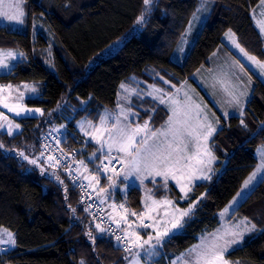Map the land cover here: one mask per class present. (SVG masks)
Returning <instances> with one entry per match:
<instances>
[{
  "label": "trees",
  "instance_id": "16d2710c",
  "mask_svg": "<svg viewBox=\"0 0 264 264\" xmlns=\"http://www.w3.org/2000/svg\"><path fill=\"white\" fill-rule=\"evenodd\" d=\"M199 1L152 0L146 6L144 0H26L25 31L0 25V49L23 54L10 73L0 75V84H37L40 96L25 103L44 111L37 118L15 119L20 130L12 136L0 130V144L4 145L0 148V228L10 230L16 241L12 250L0 255V264L128 263L124 257L130 254L112 235L99 233L94 219L87 217L69 178L41 157L40 138L48 130L66 125V143L80 149L88 160L98 148L77 133L81 119L97 121L104 109H116L120 85L133 77L163 87V80L175 88L185 83L198 87L194 74L210 65L229 30L248 54L264 61V37L253 17L261 0H213L210 19L185 62H173ZM142 14L145 20L137 24ZM36 25L40 26L34 37ZM249 69L245 67L254 87L244 114L225 118L215 110L220 126L211 142L217 158L211 179L196 185L185 202L173 184L169 192H158L184 208L198 202L185 229L164 244L166 254H179L200 234L215 230L218 214L258 165L257 151L264 145V81ZM143 104L155 108L154 125H164L167 109L149 99ZM149 117L146 111L141 119ZM21 151L29 159L40 157L38 164L25 160ZM95 163L99 160L90 162ZM143 199V191L132 187L125 203L139 212ZM236 215L264 229V180ZM89 229L95 243L87 235ZM227 257L235 264H264V234L254 233Z\"/></svg>",
  "mask_w": 264,
  "mask_h": 264
},
{
  "label": "snow or ice",
  "instance_id": "6c2138e0",
  "mask_svg": "<svg viewBox=\"0 0 264 264\" xmlns=\"http://www.w3.org/2000/svg\"><path fill=\"white\" fill-rule=\"evenodd\" d=\"M22 2L23 0H16L15 3L7 5L10 10H5L3 0H0V23H3L4 19H6L9 22L23 25L25 12L22 8ZM151 3L152 0H144L146 6ZM206 4L207 0H202L203 10H206ZM261 5L264 6V0H261ZM201 10L197 9V11ZM144 20L145 17L142 14L138 17L136 23L142 24ZM259 23L260 31L264 33V21ZM190 30L191 21L189 23ZM226 36L240 53L259 70V74L264 76V63L258 61L255 56L248 55L244 48L240 47L236 42L231 30L226 33ZM181 51H183L182 48ZM20 55L22 56L23 54L21 53ZM6 56L15 58V54L12 52L6 53ZM235 63L239 65L241 72L245 71L246 66L244 63L240 60H236ZM0 69L11 71L12 66L7 64L5 59H0ZM161 80H163V77H161ZM249 80H251L250 77ZM164 82L168 83V81ZM221 83L224 84V82ZM6 87L11 89L12 85H7ZM23 87L28 88V85ZM151 87H153V91L156 94L153 95V92H148L147 95L153 96V99L158 100L160 104L167 103L172 112V115L168 117V120L161 128L152 129L150 127L151 117H149V120H145L143 125L136 124L135 127H133L132 123L122 122L120 116L115 117V123L109 127L110 117L106 114L100 116L99 125L85 121L80 123L81 131H84L85 136H90L91 141L99 145L97 151L93 152L89 159L99 160V164L94 172H89L86 161L82 159L75 161V168L72 167L71 163L63 165L69 179L74 184L78 180L87 181V184L82 182L79 184L81 189L80 202L84 203L83 198L85 196L91 198L92 193H95L97 203L95 205L87 204L83 211L93 216V219H99L100 222L95 225L99 233H110L115 236L117 243L121 244L123 250L130 254L129 264H140L142 254L147 257L158 256L160 253L157 250L161 249L168 240L174 238L182 230L184 218L189 217L193 207H195L194 203H190L188 209L182 210L166 194L159 199L155 198L153 189H148L144 185L145 180L151 178L152 184L156 186V178L160 177L162 179V185L160 186L164 188L165 193L170 191L168 183L169 180H172L178 186L180 193L183 194L180 199H188V193L192 190L194 181L211 179L208 173L212 171L210 164L215 159L208 148L207 142L217 131V128L209 120L207 114L201 116L203 110L200 106H196V124L190 122L187 112L184 114L186 118L181 120L178 118L180 115L178 109L171 106L172 100L167 97L164 89ZM173 87L175 86L173 85ZM121 88L128 91L123 83ZM224 88L231 97L230 103L240 105V98L228 90L227 84H224ZM3 91L4 88L0 87V93ZM29 91L35 93L37 89L31 87ZM132 91L135 92V90ZM135 94L137 96L140 95L138 92ZM185 95L187 97V94ZM240 95L243 96L245 93ZM0 106L7 109L8 112L14 113L16 117L36 118L37 114L39 116L44 115V111L41 108H26L21 105L10 104L7 102V97L2 95H0ZM152 111H155V109ZM120 115L123 116L124 121L128 120V113L123 108ZM132 115L136 116L138 114L132 113ZM224 115L227 117L228 113L225 112ZM241 115H243L242 108ZM0 121H7V124L0 122V130H6L9 136L14 135V129L18 130L20 128V124H13L4 112H0ZM216 123H219V118H216ZM85 124L87 128H85ZM241 125L247 127L243 120H241ZM88 129H91V131H88ZM52 131H58V129H53ZM160 137L164 138L163 141L159 140ZM201 141H203L204 146L203 156L200 153ZM193 146H195L196 151H192ZM3 147L4 145L0 144V148ZM45 147H48V145H45ZM105 148L107 149L106 153ZM113 151L117 155H113ZM97 152L100 153V156L97 155ZM19 155L34 165L38 164L40 160V157L29 159L22 151ZM43 156L44 152L41 151V157ZM204 156L209 159L206 161ZM66 158L65 154L61 152V157L48 156L46 162L49 163L50 167H61V159ZM72 159L74 160L75 158L73 157ZM114 161L121 165L119 170L116 169ZM81 169H83V172H81ZM41 171H44L43 167ZM262 171H264V151H261V163L244 182V189H248L249 185L256 180L257 174ZM84 173L88 174L85 175ZM101 175H104L108 181L106 187L100 186ZM121 177L126 182L130 181V177H135L139 184L145 187V198L142 200L143 207L139 212L130 211L126 203L117 204L112 199L113 190L118 187L117 181ZM57 180L63 183V180L58 175ZM133 183L134 181L126 183L121 191L126 193ZM87 189L92 191L89 192ZM65 192H67V187H65ZM244 194L245 192L242 189L241 192L237 193V197L234 198L232 203H237L238 199L242 198ZM65 199H67V196H65ZM109 200L112 202L108 203ZM105 204H107V212L102 207ZM93 207L96 208L95 212L92 211ZM71 210L73 213L76 212L75 208ZM228 211L229 209L226 208L224 213ZM113 213H116V215H113ZM224 213H221V215H224ZM129 217H134L135 219L130 220ZM105 221L109 224L107 229L102 227ZM112 224H115V228L111 227ZM141 229L146 231L148 237L146 240L141 236ZM149 229L151 231H147ZM117 231L120 232V235H116ZM254 232L264 234V229H257L256 225L245 217L237 224L211 234V238L208 236L202 237L199 244L194 245L187 251V259L181 257L177 261H173L172 264H181V260H183V264H230V261L226 259V255L230 250H234V246L239 247L244 244L246 234ZM4 235L7 237L6 240L3 238ZM87 235L95 243L96 237L93 236L91 229H89ZM0 243L15 245L16 241L11 232L3 229L0 232ZM124 259L128 260L129 257L125 256ZM80 264H84V261H80ZM145 264H148V262L145 261Z\"/></svg>",
  "mask_w": 264,
  "mask_h": 264
},
{
  "label": "rangeland",
  "instance_id": "374dc122",
  "mask_svg": "<svg viewBox=\"0 0 264 264\" xmlns=\"http://www.w3.org/2000/svg\"><path fill=\"white\" fill-rule=\"evenodd\" d=\"M15 2H16V0H3L5 10H10V9H8L7 5L13 4ZM214 5H215V2L213 0H207L206 10H203L202 0L199 1L197 9H202V10L201 11L196 10V12L194 13V15L191 19V30L189 31V27H188L183 38L181 39V41L177 45L175 52L172 56L173 62L180 64V65H182L185 62V60L188 56V53L190 52V50L193 48V46L196 43L198 35L200 34L201 30L206 25V23L209 21L210 16L213 12ZM22 8L25 12L24 20H26L25 19L26 15H27L26 0H23ZM257 8H259V10L256 13L255 11L257 10ZM257 8L254 10L253 15H254L255 21H257V23L260 25V23H259L260 15L259 14L264 12V6H262L260 3V5ZM194 16L196 17L195 19H194ZM0 25L6 26L9 29H17L20 32L24 31V28L21 27L22 25H18L14 22H9L6 19H4L3 23H0ZM39 26L40 25H36V27H35L34 37H35L36 33H38L37 28ZM40 28L44 29L43 25ZM231 32L234 34V38H235L236 42L239 44L237 36L235 35V33L233 31H231ZM240 47H242V46L240 45ZM181 48L183 49V51H181ZM6 52H8V51L0 49V59H5L6 63L9 64L10 66H12V70H13L16 63H10V61L7 60L6 56H3V54H6ZM248 55H250V54H248ZM250 56H252V55H250ZM236 60H240L242 63H244L246 66H248L251 70H253L261 80L264 81V76L259 74V70L254 65H252V63L250 61H248L247 58L245 56H243L242 53H240V51L235 47V45L232 43V41L230 39H228V37L225 35L223 47L219 51H217L215 54H213L210 58V62L212 64L211 69H206V67H202L199 71L196 72V74H194L193 79L196 82L198 87H195L191 83H185L181 87L175 88L169 82L168 83L164 82L166 86L163 87V86H159L156 84H150V83H148L142 79L133 77L130 81L123 83L126 86V88L128 89V91H126L125 89H122L121 85H120V89H119V93H118V105H117L116 109H114V110L104 109L102 111L101 115L106 114L110 117L109 125H108L109 127L113 123H115V117H117V116H120V120L122 122L132 123L133 127H135L136 124L143 125L145 120H149V118H147L145 120L141 119L142 115L144 113H146V110H147L150 112V117H151V120L149 122L150 127L152 129H159L153 123V115L155 114L156 110L155 111H152V110L155 108L144 106V104H143L144 101L146 99H149V100H152L153 102H155L157 106H163L165 109H167L169 116L172 115V112L170 111V108H169L167 103L166 104H160L158 100L153 99V96L147 95L148 92H153V95L156 94L153 91V87H151V86H154L155 88L164 89V92L167 94V97L171 98V100H172L171 106L176 107L180 113V115L178 117L179 119H181V120L185 119L186 117L184 114H185V112H187L188 117H190V122L192 124H196V120H197L196 106L199 105L200 108L203 110L201 113V116H203L204 114H207L209 120L212 121L214 126L218 129V127L220 126V122L218 124L216 123V118H218L217 112L220 113L224 117H225L224 113L227 112L228 116L225 118H228V117L234 116V115L235 116H241V108L244 107L243 105L247 104L248 99H250L252 97V96L246 95V88H247V86L249 87V82H250L248 79V85L245 86L244 74H246V70L244 72H241L239 65H237L235 63ZM258 61H260V60H258ZM260 62L264 63V61H260ZM219 67H221V68L224 67V70H222V71L217 70ZM11 71H9L8 69H0V75L8 74ZM163 81H167V80H163ZM221 82H224V84H227L228 90L233 92L237 97L240 98V101H241L240 105H236L235 103H230L231 97L225 91L224 84H222ZM0 87L4 88V91L2 93H0V95L7 97V100L12 99V98H16V97L34 98V97H38L36 95L38 92L40 93V90H39L40 88L38 87L37 84L35 85V83L28 84V88L15 87L14 88L15 91H13V89L7 88L4 84L0 85ZM31 87H35L37 89V91L35 93L29 91V88H31ZM169 88H171L172 90H170ZM132 90H135V92H133ZM136 92L140 93V95L137 96L135 94ZM241 93H245V95L241 96L240 95ZM185 94H187V97ZM39 96H40V94H39ZM167 97H166V99H167ZM189 97H190V99H189ZM122 108L128 113V120L127 121H124L123 116L120 115ZM213 108H215V109H213ZM132 113H137L138 115L133 116ZM71 119H72V117L69 118V120H71ZM9 120H11V119H9ZM85 121H90L94 125H99V119L97 121H95L93 118L85 117V118L81 119L76 125V131L79 134V136H81L83 141L85 143H92L95 146H97V148H98L99 145H97L94 141H91L90 136H85L84 131H81L80 123H83ZM4 122H7V121H4ZM12 122L14 124L15 121H12ZM63 126L66 127V125H63ZM85 128H87L86 124H85ZM4 131H6V130H4ZM17 131H18L17 129H14V133ZM88 131H91V129H88ZM215 133L213 134L212 137L209 138V140L207 142L208 148L210 149L212 155L215 157V159L212 160V162L210 164V167L212 169V171L210 173H208L210 176L213 174V171H214L213 166L217 161V158L214 155V152H213L212 147H211V142H212V139H213ZM163 139H164L163 137L159 138L160 141H163ZM106 151H107V149L105 148V153H106ZM192 151H196L195 146L192 147ZM261 151H264V145H262L257 151L258 165L261 163ZM200 153L203 156V153H204L203 141H201ZM113 155H117V153L115 151H113ZM204 159L207 161L209 158L207 156H204ZM85 160L88 162L89 172H94L96 169V166L99 163H95L92 165V164H90V162L94 161L96 159L90 160L88 158V160L87 159H85ZM225 165H226V163H224V167H225ZM109 174H111V173H109ZM248 177H247V179H248ZM263 180H264V171L257 174L256 180H254L252 182V184L249 185L248 189H244V184H243L241 190L242 189L244 190V192H245L244 196L242 198H239L237 203L233 204L232 202H233L234 198L237 197V195H236L230 201V203L218 214V218H219L218 227L213 231L204 232V233L200 234L198 236L197 241L191 247H189L188 249H186L185 251H183L179 254H173V255L164 253L163 247H162L161 249L157 250L160 253L158 256L147 257V256L142 254V256L140 257V264H145V261H147L148 264H172V262L177 261L178 258L183 257L184 259H187V256H186L187 251L190 248H192L194 245L199 244L201 242L202 237L208 236L209 238H211V234L217 233L218 230L223 231V229H226L231 225H235L240 220L243 219L242 217L236 215L237 209L243 204V202L249 197V195L262 183ZM133 181H134V183L132 184V187H139L143 191L144 198H145V187L141 186L139 184V181L136 180L135 177H130V181H127V182L123 181V178L121 177L117 181L118 187L113 190V196H112V199L115 200V202L117 204L125 203V197L127 196L128 192L130 191V189L132 187H130L126 193L122 192L121 189L124 188V185L126 183L133 182ZM204 181H206V180L194 181V183L192 185V190L188 193V199H182L183 202L188 201L191 193L193 192V188L196 185H198ZM104 183H105V185H104ZM107 184H108V181H107L106 177L104 175H101L100 186L106 187ZM170 184H173L179 190L178 186H176L174 181L169 180L168 187L170 186ZM144 185L148 189H153V191L155 193V198H157V199H159L165 195V194L162 196L158 195V192H164L165 191L164 188L162 186H160V185H162V179L160 177L156 178V186H154L152 184L151 178L146 179L144 182ZM241 190L239 192H241ZM111 202H112L111 200L108 201V203H111ZM194 204H195V207H193L191 215L189 217L184 218V225H183L182 230L179 233H181L185 229L186 224L192 218L193 213L197 208L198 202H195ZM176 205L178 208H180L182 210H186L189 208V205L185 208L181 207L177 203H176ZM226 208H228L229 211L224 213V210ZM105 211L106 212L108 211L107 204H105ZM221 213H224V215H221ZM113 215H116V213H113ZM129 219L134 220L135 218L129 217ZM102 227H105V226H102ZM105 228L107 229V227H105ZM3 229H6V228H0V232H2ZM8 231L11 232L10 230H8ZM140 231H141L142 238L146 240L148 238L146 231L143 229H141ZM147 231H151V230L149 229ZM254 233H256V232H254ZM254 233L246 234L244 237V241H246ZM107 234H110V233H107ZM13 236H14V234H13ZM3 238L6 240L7 239L6 235H4ZM14 239H15V237H14ZM12 246L13 245H10L7 243H0V255L2 253H4L6 251V249H11ZM239 247H241V246H239ZM237 248L238 247L234 246V250ZM232 251L233 250H230L229 253ZM227 255H226V259H228ZM130 259H131V256L129 255V259H128L127 264H129ZM181 264H183V260H181ZM230 264H235V263L230 261Z\"/></svg>",
  "mask_w": 264,
  "mask_h": 264
},
{
  "label": "built area",
  "instance_id": "2783aa9c",
  "mask_svg": "<svg viewBox=\"0 0 264 264\" xmlns=\"http://www.w3.org/2000/svg\"><path fill=\"white\" fill-rule=\"evenodd\" d=\"M53 129H58V131H52ZM66 137H67V130H66L65 126H63V127L57 126L55 128L48 130L40 138V151L44 152V156H43L44 160H46V158L48 156L61 157V152H63L67 158L61 159V165L62 166L58 167V168L60 169V171H62L69 178V176H68L67 172L65 171L63 165H65L67 163H71L72 167L75 168L76 167L75 161H78L81 159L85 160V158L82 157L80 149H78L77 147L71 146L69 143H66V141H65ZM58 141H59V143H57ZM45 145H48V147H45ZM73 157L75 158L74 160L72 159ZM86 163L88 166L87 161H86ZM113 163L115 164L117 170H119L121 168L120 164L116 163L115 161ZM81 172H83V169H81ZM84 174L87 175L88 173H84ZM81 182L87 184V181H84V180H78V181H76L75 184L71 181L73 186L78 190V192L80 194V200H81V189L79 187V184ZM87 191L91 192L92 190L87 189ZM83 199H84V203H82V205L84 207L87 204L95 205L97 203V201L95 199V193H92L91 198L88 196H85ZM102 207L105 208V205H103ZM92 211L95 212L96 208L93 207ZM86 215H87V217H91L93 219V216H91L89 213L86 212ZM94 221H95V223L100 222L99 219H94ZM84 225H85V222H84ZM102 226H105L108 228L109 224L107 221H105L102 224ZM111 227L115 228V224H112ZM116 235H120V232L117 231ZM113 237L115 238V236H113ZM118 245L123 248V246L121 244H118Z\"/></svg>",
  "mask_w": 264,
  "mask_h": 264
},
{
  "label": "crops",
  "instance_id": "0c3cea01",
  "mask_svg": "<svg viewBox=\"0 0 264 264\" xmlns=\"http://www.w3.org/2000/svg\"><path fill=\"white\" fill-rule=\"evenodd\" d=\"M258 10H259V8H257V10L255 11L256 13L258 12ZM256 15V14H255ZM260 15V21L259 22H261V21H264V12L263 13H260L259 14ZM253 17H254V15H253ZM254 21H255V19H254ZM255 24H256V26H257V28L260 30V25L257 23V21H255ZM21 27H23L24 28V31L26 30V24H25V20H24V24L21 26ZM11 30H13V31H19V30H17V29H11ZM261 32V31H260ZM262 33V32H261ZM262 35H263V37H264V33H262ZM3 50H6V51H8V52H12V53H14L15 54V58L13 59V58H11V57H7L6 56V54H3V56H6V58H7V60H9L10 61V63H16L17 64V62L18 61H20L21 59H22V57H23V55L21 56L20 54V52H18V51H16V50H12V49H10V50H7V49H3ZM8 52H6V53H8ZM211 62H210V65L209 66H207L206 67V69H211ZM246 66V65H245ZM248 67V66H247ZM249 68V67H248ZM217 70H219V71H222V70H224V67H219ZM253 71V70H252ZM254 72V71H253ZM249 74H248V71H246V74H244V80H245V86L246 85H248V79H249V77L251 78V80H249L250 82H249V87L247 86V88H246V95L247 96H251L252 95V92H253V87H254V82H253V78H252V76H248ZM207 76V75H206ZM28 84H32V83H22V84H20V85H13V84H7V85H12V88L11 89H13V91H15L14 90V88L15 87H23L24 85H28ZM0 85H3V84H0ZM5 86H7L6 84H4ZM36 85V84H35ZM39 92L36 94L38 97H39ZM35 98V97H34ZM28 99V97H22V98H19V97H16V98H12V99H9V100H7V102L8 103H10V104H14V105H21V106H23V107H26V108H39V107H32V106H28L26 103H25V101ZM249 100V99H248ZM248 102V101H247ZM244 107H242V109H243V114H244V111H245V108H246V104L245 105H243ZM0 112H4V114L9 118V119H11L12 121H15V119H21V118H24V117H16L15 116V114L14 113H11V112H8V110L7 109H5V108H3L2 106H0ZM242 116V115H241ZM37 117H40L39 116V114H37V116H36V118ZM0 122H3V123H5V124H7V122H4V121H0ZM14 124H18L16 121L14 122ZM20 130V128L18 129V131ZM15 247V245H13L12 246V248L11 249H6V251L5 252H7V251H10V250H12L13 248Z\"/></svg>",
  "mask_w": 264,
  "mask_h": 264
},
{
  "label": "bare ground",
  "instance_id": "6f19581e",
  "mask_svg": "<svg viewBox=\"0 0 264 264\" xmlns=\"http://www.w3.org/2000/svg\"><path fill=\"white\" fill-rule=\"evenodd\" d=\"M92 152V151H91Z\"/></svg>",
  "mask_w": 264,
  "mask_h": 264
}]
</instances>
